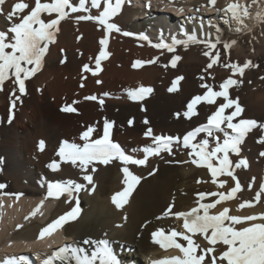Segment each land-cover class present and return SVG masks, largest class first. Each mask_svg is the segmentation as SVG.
Instances as JSON below:
<instances>
[{
  "label": "bare ground",
  "instance_id": "obj_1",
  "mask_svg": "<svg viewBox=\"0 0 264 264\" xmlns=\"http://www.w3.org/2000/svg\"><path fill=\"white\" fill-rule=\"evenodd\" d=\"M131 1L135 2L137 8L133 9L126 2L121 14L116 17L115 22L121 28V33L113 32L108 36L105 51L109 55L101 61V70L97 75H92L91 71L83 72L82 68L87 64L91 70H95V59L101 50L99 41L105 36V32L98 29L92 21L77 22L75 16L80 14H72L71 18L59 25L56 42L50 45L42 70L26 81L27 94L16 101L15 108L11 107L14 97L10 93L16 86L11 81H6L3 91H0V184L6 185L0 190V264L11 258H27L29 254L42 264L43 258L47 259L54 251L65 246L66 240H73L70 243L76 244L85 238L108 239L121 264H158L182 255L178 249L161 248L152 239V233L159 228L183 231L181 220L174 217L156 219L169 204L174 202L173 212L189 211L197 206V193L227 192L234 186V182L228 178L226 188L218 189L211 183L206 169L198 168L190 162L189 149L174 145L171 155L161 153L159 156L149 157L145 166H129L141 180L122 209H117L111 201L112 195L125 187L119 162L107 166L96 165L94 173L89 169L95 185L91 194L81 190L78 194L74 192L72 197L67 194L59 199L47 196L49 182L71 179L87 184L82 180L83 173L69 164H61L59 172H52L47 167L52 161L60 159L56 153L63 141L82 144L79 137L87 127L92 126L98 130L93 134L95 138L102 134L105 119L114 122L113 141L119 143L127 154L143 158L142 152H134L133 149L151 144V139L145 137L149 127L154 135L179 137L182 140L188 132L205 124L216 106L222 102V98H218L217 105H199V114L191 119L183 116L191 99L205 93L202 83L206 81L219 90V84L232 76L231 69L218 64L205 71L209 60L203 55L207 49L202 43L191 45L187 50L180 46L175 53H168L151 47L148 41L139 40V34H146L149 38L152 34L159 38L161 30L164 36L170 38L171 35H176L175 26L166 19L169 15H161L160 19L163 21L160 22L157 19L148 23L135 22L136 16L141 13L143 17L149 18L151 9L140 11L142 7L138 5H149V0ZM220 1L224 4V8L220 9L222 17H225L223 10L231 3H239L245 7L252 3V0ZM16 2L18 0H5L4 5L0 6L3 13L9 12ZM27 2L34 6V0ZM217 4V0L214 6L209 0H193L192 4L185 0H150V6L158 7L164 13L173 11L179 17L184 14L178 9L185 10L192 5L193 9L208 6L211 10L219 8ZM257 4H252V18L248 19L250 24L254 22L258 12L264 11V3ZM93 14H97L96 10H93ZM232 24L233 30L239 27L235 22ZM203 25L205 26L201 29L194 23L186 30L191 33L195 29L198 39L211 38L214 41L216 27L212 28L211 33L210 27L204 23ZM8 27L6 15L0 14V31H7ZM219 28L224 41H236L227 51L222 44L218 45L217 50L221 52L220 64L238 63L242 66L246 61H251L255 65L247 69L242 78L233 77L242 80V83L230 89V96L234 99L238 97L244 108L241 118L263 123L264 21L253 29L242 31L241 35ZM150 30L154 33L149 32ZM123 32L133 35L124 36ZM151 41L158 43L159 39ZM173 55L181 57L174 68L170 65ZM153 60L154 63L151 62ZM137 61L141 63L136 65ZM201 76L205 80H201ZM178 77L183 79L177 84V90L169 92L168 89ZM98 80L100 83H97ZM141 87L151 88L153 91L142 100H130L127 90ZM105 93L108 95H104ZM93 95L97 100L85 99ZM100 99L104 100L102 106ZM65 106H71L75 111H62ZM145 120L148 121L147 124L144 123ZM129 121L133 123L129 125ZM218 135L222 137V134ZM259 135V130L249 134L240 146V157L249 159L248 163L250 161L248 170H235L246 195L237 194L234 200L222 202L212 210L213 213L223 207H229L232 215L264 213V196L254 207L237 211L240 203L254 201L255 194L264 181V157L259 155V152L264 151V144L257 143ZM201 138L203 134L197 139ZM40 141L45 143L43 151L39 149ZM230 157L233 161L239 159L232 154ZM253 177L255 183L249 191L248 185ZM87 188L91 189L92 185H87ZM77 199L81 210L79 216L41 240L40 232L76 206ZM215 199L217 197H207L202 202H212ZM37 208L39 211L33 215ZM30 217L41 223L16 231ZM195 239L202 247L209 246L202 237ZM178 242L186 246V242L179 239ZM223 247L217 245V251ZM197 252L199 254L200 250ZM205 264H208V258Z\"/></svg>",
  "mask_w": 264,
  "mask_h": 264
},
{
  "label": "snow or ice",
  "instance_id": "obj_2",
  "mask_svg": "<svg viewBox=\"0 0 264 264\" xmlns=\"http://www.w3.org/2000/svg\"><path fill=\"white\" fill-rule=\"evenodd\" d=\"M126 2L130 3V0H34V6H31L27 0H18L6 14L0 7V14L6 15L9 22L7 31H0V91H3L6 81H11L16 86L10 93V96L14 97L11 107L15 108L16 101L27 94L26 81L42 70L50 45L56 42L59 25L62 21L71 18L72 14H80L75 16L77 22L92 21L98 26V29L105 32V36L99 41L101 50L95 59V70H91L87 64L82 68L83 72L91 71L92 75H97L101 70V61L109 55L105 51L108 45V36L113 32L121 33V28L115 19L121 14ZM4 3L5 0H0V6ZM209 3L214 6L215 0H209ZM252 3L257 4L258 0H252ZM148 6L150 7V0ZM93 10H96L97 14H93ZM178 11L183 12L184 9L181 8ZM223 11L225 22L229 24L232 21L243 24L244 19L251 15L248 7L239 3H231ZM256 19L258 22L264 21V11L258 12ZM209 26L216 27L217 35L214 41L211 38L200 40L195 34V29L190 33L183 28L179 33L183 38L171 35L170 42L164 36L163 30H161L158 43H153L146 34L137 36L139 40L148 41L151 47L157 50H166L168 53H175L180 46L187 50L191 45L202 43L207 49L203 55L209 60L205 71L218 64L231 69L232 76L219 84V90L205 81L201 84V87L206 89L205 93L194 96L186 105L187 111L183 113V116L191 119L199 114L197 110L199 105H217V99L222 98V102L216 106L215 111L207 118V122L188 132L182 140L179 137L154 135L153 130L149 127L145 132V137L151 139V144L140 149H133L134 152H142L143 158H135L127 154L119 143L113 141L114 122L105 119L102 134H98L95 138H93V134L98 130L89 126L79 137L83 141L82 144L63 141L56 153L60 159L47 165L52 172H59L61 164H69L83 173L82 180L87 184L77 183L71 179L49 182L47 196L59 199L62 195L67 194L72 197L74 192L78 194L81 190L89 191L91 194L95 190L91 173L97 170L96 165L107 166L113 162H119L123 173L122 183L125 187L122 191L113 194L111 201L117 209H122L129 202L131 194L141 180L130 170L129 166H145L149 157L159 156L165 152L171 155L173 146L179 145L184 149H189L190 162L198 168L206 169L210 174L211 183L218 189L226 188L229 184L228 178L234 182V186L227 192L197 193V206L189 211L173 212L174 202L169 204L162 215L156 219L174 217L176 220H181L183 231L176 229L166 231L159 228L152 233V239L161 248H175L182 255L158 262V264H205L206 258H208V264H264V213L232 215L229 207H223L215 213L212 212L217 208V205L234 200L237 194L244 190L235 171L249 167L247 159L240 157V146L249 134L256 130H259L260 133L257 143L264 144V123L254 119L241 118L245 110L239 103L238 97L234 99L230 96V89L238 87L242 83V80L233 77L242 78L245 71L255 65L251 61H246L242 66L238 63L220 64L221 52L217 50L218 45L222 44L223 49L227 51L236 41H224L222 30L218 26ZM200 27L203 29V23ZM235 31L239 33L241 28L237 27ZM122 34L124 36L133 35L128 32ZM180 59L179 55H173L170 58L171 67H176V62ZM151 62L154 63L155 60ZM140 63L137 61L136 65ZM162 66L168 67V65ZM209 78L214 79L211 76ZM182 79L183 77H178L168 89L169 92L176 91L177 84ZM201 80H205V77L201 76ZM97 83L100 81L98 80ZM152 91L151 88L141 87L136 90H127V95L130 100L138 101ZM85 99L97 100V97L93 95ZM99 103L102 106L104 100L100 99ZM62 111L73 112L75 109L65 106ZM179 116L178 113L177 117L179 118ZM11 119L12 115L10 114L9 122ZM132 123L129 121V125ZM144 123L147 124L148 121L145 120ZM201 134H203V138L198 140L197 138ZM218 134H222V137ZM44 148V141H40V151H43ZM230 154L239 159L233 161ZM259 155L264 157V151ZM220 177L226 179H219ZM254 183L255 177L249 182V191ZM87 185H92V188L88 189ZM5 187L6 185L0 184V190ZM262 196H264V181L260 184L254 201L240 203L237 211L254 207L256 203L261 202ZM207 197H217V199L212 202H202ZM68 202L71 203V200ZM38 211L39 208L33 212V215ZM80 211L77 199L76 206L40 232V239L43 240L46 235H51L64 223L75 220ZM196 237H202L209 246L202 247L195 239ZM178 239L186 242V246L178 242ZM217 245L224 247L217 251ZM198 249L200 250L199 254ZM213 253L215 254L213 255ZM4 264H29V261L26 257L21 256L8 259ZM42 264H121V262L108 239L85 238L76 244H66L54 251L47 259L43 260Z\"/></svg>",
  "mask_w": 264,
  "mask_h": 264
},
{
  "label": "rangeland",
  "instance_id": "obj_3",
  "mask_svg": "<svg viewBox=\"0 0 264 264\" xmlns=\"http://www.w3.org/2000/svg\"><path fill=\"white\" fill-rule=\"evenodd\" d=\"M181 1V0H179ZM187 3L189 4H192L193 3V0H185ZM217 5H219L220 7L218 8H212L211 10H209L210 8L208 6H202L199 8V11H196V9H193V6H189L190 8H185V10L182 12L184 15L182 17H179L177 16L174 12H167V13H164L161 11L160 8L158 7H155V6H148L147 4L146 5H139V7L141 8V10H148V9H151V12H150V17L148 18L147 16L143 17L142 13L141 15H137L136 18H135V22L137 21V23H148V22H152L151 20H156L157 21H163V19H160L161 15H169L168 17H166L167 20L171 21L173 23V25L175 26V34L178 38H183L179 35L181 29H187L188 26H191L192 24H197V26L199 27L201 25V23H204L206 24V26H209V25H213V26H218V27H221L223 30H226L228 32H236L235 30H233L232 28V22H235V21H232L231 24L229 23H226L225 22V17H222L220 16V12L222 8H224V4L220 1V0H217ZM261 3H264V0H258V4L257 5H261ZM130 4V3H129ZM223 4V6H222ZM253 3H251V5H247L246 7H249V12L252 13V9H253ZM137 5V6H138ZM133 9H136V4L134 2V5H130ZM252 6V7H251ZM190 11H189V10ZM209 10V11H208ZM187 11V12H186ZM169 13V14H168ZM200 15V16H199ZM225 15V14H224ZM178 17V18H177ZM190 18H194V19H190ZM252 16L250 17H246L244 19V22L243 24H238L237 26H239L241 28V31L238 33V35H241L243 32L242 31H246V30H249V29H253L254 27L260 25V23H262V21L258 22L257 19L255 18L254 19V22L253 23H249L248 19H251ZM203 19V20H202ZM236 23V22H235ZM237 24V23H236ZM258 24V25H257ZM205 26V25H204ZM210 27V26H209ZM212 28H215V27H210V32H212ZM236 29V28H235ZM149 32L151 33H154L153 30H150ZM237 33V32H236ZM160 35V34H159ZM166 37V36H165ZM168 38V37H167ZM150 39L151 40H158L159 38L158 37H155V36H150ZM168 42H170V38H168ZM96 54V52L94 53V55ZM264 123V122H263ZM260 154V152H259ZM247 159V158H246ZM249 159H247L248 161ZM250 163V161H249ZM248 163V165H250ZM249 168V167H248ZM245 169V170H248ZM262 169H263V172H264V164L262 166ZM244 191V190H243ZM239 192L238 194H245V192ZM40 224L41 222L36 220V218L34 217H30L29 220L27 221H23L21 223V225L18 227V229H16V231L20 230V228H23V227H28L30 225H33V224ZM73 242V240H66V243L65 244H71ZM26 257V256H25ZM46 259V258H45ZM27 260L29 261V264H39L36 260V258L33 256V255H30L27 257ZM44 260V258H43Z\"/></svg>",
  "mask_w": 264,
  "mask_h": 264
}]
</instances>
